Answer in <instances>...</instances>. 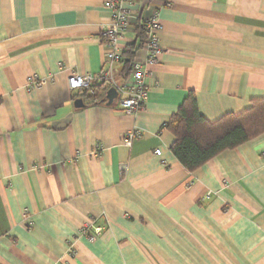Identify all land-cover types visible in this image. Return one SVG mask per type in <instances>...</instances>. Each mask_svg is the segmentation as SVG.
Wrapping results in <instances>:
<instances>
[{"label": "crops", "instance_id": "1", "mask_svg": "<svg viewBox=\"0 0 264 264\" xmlns=\"http://www.w3.org/2000/svg\"><path fill=\"white\" fill-rule=\"evenodd\" d=\"M104 1L0 0V264H264V134L190 172L165 127L189 93L209 122L264 99V0L123 4L113 73L143 63L134 114L68 88L105 68ZM155 12L148 63L138 25Z\"/></svg>", "mask_w": 264, "mask_h": 264}, {"label": "trees", "instance_id": "2", "mask_svg": "<svg viewBox=\"0 0 264 264\" xmlns=\"http://www.w3.org/2000/svg\"><path fill=\"white\" fill-rule=\"evenodd\" d=\"M139 37L141 46L145 40L144 23L140 20ZM134 46L123 52V62L127 68L132 60ZM93 94L84 96L93 103H102L100 95L111 87L107 83L93 85ZM173 135L170 151L190 172L200 168L226 150H232L264 134V99H254L244 111L228 113L209 122L198 112L193 93H189L175 114L165 125Z\"/></svg>", "mask_w": 264, "mask_h": 264}, {"label": "built area", "instance_id": "3", "mask_svg": "<svg viewBox=\"0 0 264 264\" xmlns=\"http://www.w3.org/2000/svg\"><path fill=\"white\" fill-rule=\"evenodd\" d=\"M134 0H106L104 6L110 10V23L103 31L105 39V59L106 65L100 75L94 76L90 74H72L67 79L68 88L70 91H86L87 94H93V85L97 83H107L111 88H114L120 97L117 99L118 107L127 114H134L143 108L147 94L145 84V70L142 62L133 61L130 67V77L125 82H118L115 79L113 69L117 62L122 59V51L118 47V40L122 33L126 30L130 17L128 12L124 10L123 4H131ZM166 5H168V0ZM145 40L143 48L148 52L146 62L155 63L158 55L162 52L159 44L157 32L160 29L158 23L157 12L150 14L143 20ZM46 79L39 78L33 75L27 79V89L32 90L44 84ZM137 135L133 132H128L124 136V144L130 146L133 139ZM101 149L100 145L94 146L92 155H96ZM159 154V150L156 151ZM95 234H99V229H95ZM94 236L90 237L93 240Z\"/></svg>", "mask_w": 264, "mask_h": 264}, {"label": "water", "instance_id": "4", "mask_svg": "<svg viewBox=\"0 0 264 264\" xmlns=\"http://www.w3.org/2000/svg\"><path fill=\"white\" fill-rule=\"evenodd\" d=\"M116 97H117V91L114 88L109 89L106 95V99H107L106 105H109V106L112 105V102L114 98ZM74 104L76 107L82 106V101L75 100Z\"/></svg>", "mask_w": 264, "mask_h": 264}]
</instances>
